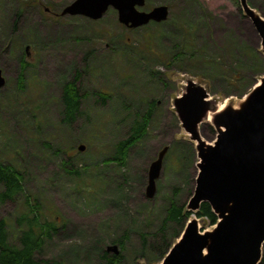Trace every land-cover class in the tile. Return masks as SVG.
I'll list each match as a JSON object with an SVG mask.
<instances>
[{"label": "rangeland", "instance_id": "1", "mask_svg": "<svg viewBox=\"0 0 264 264\" xmlns=\"http://www.w3.org/2000/svg\"><path fill=\"white\" fill-rule=\"evenodd\" d=\"M73 1L0 0V69L5 78L0 88V157L17 165L25 177V194L0 204V220L7 221L16 239L21 230L16 219L28 211V197L39 206L43 221L58 225L38 258L98 264L99 255L115 245L124 256L120 264H160L164 257L149 253L148 259L132 252L141 248L143 234L147 244H158L170 200L187 207L199 173L196 143L173 101L188 80L207 90L215 110L199 124V132L213 142L215 112L237 107L264 76L262 39L240 0H146L139 10L167 5L169 15L139 27L120 22L114 7L99 19L63 14ZM21 59L28 66L19 87ZM79 72L82 114L66 124L60 95ZM123 102L133 112L155 103L147 135L130 147L126 165L119 169L114 162L101 163L84 178L70 177L63 159L69 158L72 167L102 162L111 157L114 143L128 136ZM165 146L157 191L149 198V168ZM194 217L201 230L215 226L196 212L189 219ZM174 228L181 231L175 224L163 231L171 243L179 238L171 237Z\"/></svg>", "mask_w": 264, "mask_h": 264}, {"label": "water", "instance_id": "2", "mask_svg": "<svg viewBox=\"0 0 264 264\" xmlns=\"http://www.w3.org/2000/svg\"><path fill=\"white\" fill-rule=\"evenodd\" d=\"M240 1L262 39L264 53V16L247 0ZM145 2L74 0L62 13L99 19L114 7L120 22L128 27L167 19V5L139 10L137 6ZM4 83L0 69V88ZM173 104L190 140L196 143L199 157L196 187L187 209L196 212L203 202H208L218 221L212 230H201L197 217L189 219L160 264H259L264 245V76L237 107L228 105L215 112L212 122L217 136L213 142L205 141L199 132V124L215 110L202 85L188 80L185 91ZM168 148L163 147L150 165L146 188L149 198L157 191L156 181ZM78 149L83 151L85 145ZM111 249L118 254L115 245L108 247Z\"/></svg>", "mask_w": 264, "mask_h": 264}, {"label": "trees", "instance_id": "3", "mask_svg": "<svg viewBox=\"0 0 264 264\" xmlns=\"http://www.w3.org/2000/svg\"><path fill=\"white\" fill-rule=\"evenodd\" d=\"M248 3L252 7L258 8L259 12L264 16V0H248ZM235 49L236 48L233 49V53H237ZM178 56V58L182 57L181 54H178ZM23 60L24 59H21V71L17 79L19 87H22L21 85L25 82L24 71L28 66V62ZM80 73L81 72L76 73L77 77L75 76V79L73 78V80L69 82L66 81L62 87L60 104L63 107L62 120L66 124L73 123L82 114V97L84 93H81L80 88L77 86V78L80 76ZM99 96L103 101L108 99L104 96ZM123 107L128 111V136L116 141L111 157L102 160V162L94 161L87 163L88 165H82V167H72L71 165L73 163L69 158L63 159V167L70 177L84 178V173L91 172V167L96 169L100 168L101 163L108 164V162H114L119 169L126 165L127 154L130 147L147 135L151 117L155 110V103L148 102V108L143 112L138 110L135 112L131 111L130 105L125 102H123ZM192 150H194V148ZM188 164L187 167H189ZM24 181V174L18 169L17 165L4 161L0 157V204H3L7 200H15L25 194ZM116 192L120 199L124 197V190L120 185L117 187ZM26 201L28 211L19 215L16 219V223L21 227L16 239L11 238L7 221L4 218L0 220V264H56L55 261L38 258L36 253L40 252L47 240L51 239L54 233L57 232L58 225L55 220L43 221L37 203H35L34 206V204L30 203L28 197ZM165 211L166 214L162 221V228L159 231L162 233L159 235L158 244L155 245V242L147 244V237L143 234L144 242L140 249L132 252L133 255L145 254L148 255L149 259V253H151L157 254L160 258L165 257L174 243H171L169 240V233H163V231L166 230L170 224H175L177 227L181 228V231L174 228L171 237H179V233L185 228V224L192 214V212L187 210L186 205L179 204L173 199L170 200V204ZM196 215L200 218L208 219L211 224H215L218 221L217 215L213 212L208 202H203L201 204L200 208L196 211ZM119 242L123 244L122 240ZM99 257L100 261L98 264H120L122 260H124L122 253L119 255L116 253H109L108 249L104 250L103 254H100ZM259 264H264V245L261 262Z\"/></svg>", "mask_w": 264, "mask_h": 264}]
</instances>
